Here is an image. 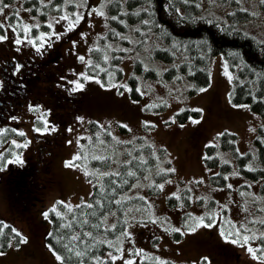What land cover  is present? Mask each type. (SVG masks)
Instances as JSON below:
<instances>
[{"label": "rangeland", "instance_id": "374dc122", "mask_svg": "<svg viewBox=\"0 0 264 264\" xmlns=\"http://www.w3.org/2000/svg\"><path fill=\"white\" fill-rule=\"evenodd\" d=\"M109 0H88L86 7H70L69 4L62 2L60 13L49 12L46 17H41L40 12L29 11L30 7L24 4L23 0H12L5 4L8 5L3 13H0V24H5L4 33L6 39L0 41V64L10 57L35 55V60L25 58L26 63H38L42 61L43 51L46 50L48 58L52 51L57 49L60 53L56 61H45L50 66L58 67L59 71L52 77L54 85L53 92L58 91L72 93L70 88L73 86L69 81L77 80L81 73L89 74L86 70L87 61L90 60V51L99 45L100 37L104 35L107 24L106 6ZM48 3L49 0H40ZM103 8L104 15H96L93 9ZM247 9L251 17L243 20H232L230 15L237 9ZM73 12H84L85 19L73 30L68 31V25L72 23L73 17L54 23L53 28L49 29L47 24L54 18ZM210 15L223 23H232L241 27L257 39L264 41V9L260 7L259 0H200V15ZM13 13H17L23 24L32 25L39 23V28H33L29 33L28 39H35L41 33H45V47L38 54L35 48L24 41L20 45L15 43L17 36L22 40L24 37L21 32L13 33L8 27L9 21L16 23L12 19ZM52 33L60 36L55 39ZM50 42L51 46H48ZM39 46V42L37 43ZM33 54V55H32ZM138 54V55H137ZM138 50L124 54L121 60L123 76L113 84H128L127 77L132 70L134 59L140 56ZM80 56L85 60L81 61ZM42 57V58H41ZM46 57V56H44ZM24 60V59H23ZM228 64L227 59L222 54H214L208 58V72L210 81L203 88L204 92L196 91L189 94L188 89L191 82L187 79L181 82L165 81L156 82L153 80H143L140 78L139 88L144 92L139 99L131 97L130 92L123 89L101 87L94 81L80 82L85 84L83 90L74 93L72 98L64 97L61 104L56 107L54 99L47 102L50 95L40 94L39 89H35L31 102L24 106V109L16 110L11 116L12 121L7 117L3 118V124L11 125L18 132L25 135L19 139L11 138L5 144H1L0 152V220L5 224H10L21 232L27 240L26 244L9 246L2 250L4 255L0 256V264H62L55 259L53 253L44 241L48 230V219L42 215L47 209L53 207L57 201L75 206L81 202H86L92 189V181L84 175L94 169L90 165V159L95 155L113 154L115 151L120 153L118 159L114 158L108 171H116L120 162L127 158L125 151L129 142L136 137L150 144L154 150L159 147L164 148V158L158 165L166 168L165 161L169 162L167 168L175 169L164 179H170L171 184H166L163 190L156 192L150 191L147 187L126 189L120 196L140 197L143 196L147 204L145 213L136 214V221L132 222L130 217L123 216L129 223L123 231L130 232L131 239L123 240L119 245L120 251L107 249L101 254L105 258V264H124L125 260H131L133 264H205L203 258H207V264H261L258 259H253L244 247L232 244L221 235L229 225L239 226L248 225V222L256 217H264V212L259 210L264 207V200L253 202L248 196H241V192L251 193L255 197L264 198V194L259 191L264 178L251 179L244 176L238 170L237 163L227 152L220 151L222 159H227L232 166L231 172L237 175L230 176L225 185L216 186L209 182L210 173L216 172V167H208L203 162L204 149L207 144H218V135L222 131L232 132L236 135V145L240 153L247 151L255 152L254 138L258 134V127H264L263 117L253 111L248 103H234L230 98V92L234 84L236 68L232 69L229 65V74L232 79L224 72V65ZM148 65V64H147ZM160 70L169 66L168 63L158 62ZM43 67V66H42ZM39 69V67L37 66ZM45 68V66L43 67ZM50 70V69H49ZM47 70V74L49 72ZM15 71V69H14ZM16 72V71H15ZM100 79L95 77L94 79ZM48 80L43 81V83ZM19 88V86H16ZM13 91H16L13 89ZM124 91L123 95L119 92ZM41 95V96H40ZM40 96V98H38ZM77 97V98H76ZM159 100L166 101V108L160 111L144 110V105L151 104ZM29 101V100H28ZM24 103L21 101V104ZM20 102L16 104L18 108ZM183 108L199 109L197 116H192V120H199V123H192L188 118L184 122L171 123L174 112ZM34 112V113H33ZM53 112L57 114L54 115ZM36 113V114H35ZM12 114V112H11ZM31 114V116H30ZM63 119L60 123L57 119ZM34 116V117H33ZM14 118V119H13ZM80 118V119H78ZM48 122L49 128L54 127L56 131L43 130L39 133L46 138H54L61 135L59 144L51 145L46 149L45 165L48 176L42 188V193L34 201L31 212L22 219L14 218L10 215L6 201L4 184L5 169L9 165L8 161L14 160L16 156L24 162L34 157L35 147L39 142L38 134L34 129H43L44 121ZM96 122L102 128H106L115 137V145L112 143L99 144L95 150H89L83 157L81 156L80 145L82 139H89L91 131L90 122ZM169 121V123H165ZM1 124L0 127L3 125ZM16 124V125H14ZM147 124L153 125L148 127ZM183 125L181 127L180 125ZM119 125H124L128 132H121ZM254 130V131H253ZM54 136V137H53ZM19 144L27 143V147L17 148L12 141ZM116 141H120L116 144ZM74 156H79L80 160H75V166H66L73 161ZM14 164L11 163L10 167ZM155 171V170H154ZM154 171H152L154 173ZM149 172L145 175H148ZM144 175V176H145ZM196 180H203L204 183L197 184ZM155 180H144L143 177L133 184H148ZM163 183V180L156 182ZM231 184L229 190L226 185ZM191 189L189 196L191 200L186 204L177 201L169 204L166 200L173 193L181 195V190ZM212 201V202H211ZM184 207L181 208L180 204ZM57 206V205H56ZM139 207V205H129V207ZM128 207V208H129ZM115 212V211H113ZM190 214L193 218L210 213L214 215L216 223L213 227H200L195 233L175 236V233L165 231L169 227H179L183 230L185 214ZM158 220V223H141L147 218ZM207 217V216H205ZM117 219L109 216L106 225L111 227ZM205 222L207 219L205 218ZM104 227V226H103ZM263 231V229H261ZM104 232L97 234L100 238ZM120 235V234H118ZM117 236V235H116ZM113 237L112 239L116 238ZM108 238V237H107ZM251 246L259 248V241H253ZM142 255H134L133 253ZM112 253L118 257L115 261H109L107 256Z\"/></svg>", "mask_w": 264, "mask_h": 264}, {"label": "trees", "instance_id": "16d2710c", "mask_svg": "<svg viewBox=\"0 0 264 264\" xmlns=\"http://www.w3.org/2000/svg\"><path fill=\"white\" fill-rule=\"evenodd\" d=\"M10 1L12 0H4V3ZM23 1L25 5L32 9L31 11L33 13L40 12L43 18L46 17L49 12L60 13L62 11L61 5L63 0H52L51 3H42L40 0ZM70 7H74V5H70ZM260 7L264 9V5L260 4ZM145 8L147 11L143 10ZM106 9L108 27L104 35L100 37L99 45L92 48H101L104 49V51H90V60L103 68H109L110 70L113 68L119 69L112 82L119 80L123 76V70L120 66L122 59L111 60L106 63L103 59L105 51H107L109 55L117 57H122L126 53L112 52L105 47L107 45L132 49L134 46L130 40H143V44L135 46V50H138L141 55L134 59L132 70L127 77L129 87H138L140 78L156 82H181L187 79L191 82V87L188 89L189 94L195 93L199 88L209 83L210 78L207 68L209 56L222 54L227 59L230 67L232 69L236 68L234 84L230 92L231 100L234 103H248L250 108L259 113L264 119L263 40L257 39L254 35L232 23H223L219 21L217 18L210 15L209 12H206L205 15H200V0H187V2H185V0H111V2L108 1ZM136 12H139V15H135L134 13ZM112 16H116L117 20H112ZM230 17L232 20H243L250 18L251 13L248 10L240 11V9H237ZM144 20H149L150 23L146 25L143 23ZM121 21L123 23H121ZM136 28H139L140 31L136 32ZM113 31L129 37V40H120L118 37L112 35ZM3 33L4 30H0V34ZM141 33H149V35L141 36ZM173 45H177V47L173 48ZM146 48L148 51H145ZM233 53L237 55L234 57L232 55ZM58 55L59 51L54 49L53 53H51V57L48 58L47 61H56ZM140 61H143V63ZM158 62L168 63L169 66L160 70L157 65ZM145 65H147L149 71H144ZM42 66L43 64H41L40 61V65L38 66L39 69L34 68L33 70L37 71V73L47 74L45 68H43L44 66ZM49 69L48 67L47 70ZM86 70L89 74L93 75V71L88 64ZM56 71H58V67H51L47 77H51L52 79ZM99 77L103 82L108 81V77L104 72H100ZM31 79H37V77L31 76ZM58 89L59 88H57V92L59 94L55 91L53 92V97L56 99L57 104H61L59 101L66 97V94L62 91H58ZM130 95L134 99H139L141 97L140 94L135 92H130ZM151 104H156L158 107L155 109L148 108L147 106ZM151 104L144 105V110L160 111L166 108V101L164 100H159ZM183 110V112L180 110L174 112L176 121L184 122L189 117L199 114V112L193 111V109L190 108H183ZM118 128L121 132H128V129L124 125H119ZM89 129L91 131V136L89 139H82L80 145L82 157L88 153V149L90 151L95 150L98 141H104V144L110 142L115 145L111 133L106 128H102L99 124L92 121L89 123ZM18 133L16 128L12 126L6 127L4 131L0 133V144H4L15 137L21 139L22 137H20ZM221 133H226V135H218V144H207L204 149V164L208 167L217 168L216 172L209 175L210 183L216 186L225 185L227 181L223 180V176L229 175L232 169L230 163L225 165L222 162L224 159H222L220 151L227 152L228 155L235 159L238 170L244 176L251 179L264 178V127L262 125L258 127V134L253 140L255 152L247 151L240 153L236 145V135L228 131H223ZM59 140L60 138L58 137L46 138L42 145L49 148V146L59 143ZM129 142L124 143L127 146L125 154L135 149V151H132V155L143 156L146 161L142 169L140 167L131 169L137 171V177L140 179L144 177L149 170L154 171L156 169V165L164 158L165 150L162 147L154 150L150 144L142 139V137H136L134 140H131V143ZM208 156H212L214 159H206ZM80 159L81 158L78 160ZM127 159H131V157L127 155L125 160ZM43 161L44 158L38 155L36 160L30 158L23 165L9 166L6 170L2 182L4 184L8 210L12 217L17 219L24 218L31 212L32 205L34 204L33 202L40 200L37 199V197L41 195L44 183L48 178L46 174L47 167ZM89 162L94 169L93 172L107 170L111 165V162L105 165L104 162L96 161L92 158ZM134 164L138 165L139 161H134ZM168 165L169 162L165 161L166 168ZM249 165L255 168V171H248ZM119 170L121 172H126L129 170V166L121 167ZM91 173L87 176L92 181V189L88 196V200L79 204L93 203L94 199L100 198L98 194L99 183L96 177L91 175ZM215 173H221V175L216 176ZM128 180L129 185H125L123 190H118L117 199H119L120 195L138 179L129 177ZM155 180L159 182L163 179L155 176ZM104 183H108V177L104 178ZM149 190L153 192L157 191L154 189ZM187 190L188 189L181 190L180 195L185 197V199L181 201L186 204L189 203V200L186 199V197L189 196V191ZM260 191L264 194V182L260 185ZM133 198L135 199L125 201L123 205L124 209L128 208L129 205L136 204L139 205V207L147 208L145 200L140 201L138 197ZM166 200L169 204L177 202L172 195L168 196ZM75 206H73V209L79 218L80 210L76 209ZM120 208L121 206L119 205H111L112 211L117 213V219L114 223L117 224V229L115 232H109L107 234L109 239L120 234L125 228L123 224L124 211H117ZM57 210L61 211L62 214L66 213V209L61 205H57ZM71 215L72 214H67L64 222H69ZM205 218L208 219L207 217ZM101 219H103V217H101ZM48 220L49 229L44 238L48 248L56 255L69 258L66 264H78L76 258L68 253L64 245L69 243L70 234L81 231L80 226L74 224L73 229L60 228L59 225L61 221L51 213ZM118 221H120V223H118ZM92 222L95 223L97 221L93 219ZM3 224L4 223L0 220V226ZM7 225L10 227L5 229L4 235H0V250H5L8 247L9 240L12 237L11 227L13 226L10 224ZM257 227L264 231V226L257 225ZM82 231H93L94 236H96L103 232V226L100 230H93L85 226ZM49 233H54V236H50ZM175 236L180 235L175 233ZM61 237H63V239L58 243L57 241L60 240ZM88 243H94V241L84 238V243L79 245V250H83L84 245ZM259 247H261L260 242ZM106 249V245H101L99 248L93 249L89 257L84 258L85 264H89V258L91 256H101ZM92 264H94V261Z\"/></svg>", "mask_w": 264, "mask_h": 264}, {"label": "snow or ice", "instance_id": "6c2138e0", "mask_svg": "<svg viewBox=\"0 0 264 264\" xmlns=\"http://www.w3.org/2000/svg\"><path fill=\"white\" fill-rule=\"evenodd\" d=\"M51 2H52V0H49V3H51ZM109 2H111V0H109ZM185 2H187V0H185ZM64 3H67L69 5H74L76 8H81V7L87 6L88 0H64ZM259 3L261 5H264V0H259ZM7 7H8V5L4 3V0H0V13H3L4 9H6ZM31 10L32 9H29V11H31ZM143 10L147 11L146 8ZM91 11H94L96 15H100V16L104 15L103 8H101L99 10L93 9ZM240 11H247V9L241 8ZM88 14H91V12H89V13L73 12L70 14L61 15L57 18H54L51 22H49L47 24V27L49 29L53 28L54 23H59L61 21L68 20L69 15H70L73 17V21H72V23H70L68 25L67 30L71 31V30L75 29L85 19L86 15H88ZM134 14L139 15V12H136ZM12 19H15L16 23L13 24V23H11V21H9L8 27L11 28L13 33H16L18 31L21 32L23 37H24V40H22L20 38V36H17L15 39V43L17 45H20L24 41H27V43L31 44L35 48V51L39 54L41 52V49L45 47V43L43 41L45 40L46 34L41 33L35 39H28V36H29V33L32 31V29L33 28H39L40 24L34 23L30 26L27 24H23V22L20 21L17 13H13ZM111 19L117 20V17L112 16ZM121 23H123V22L121 21ZM143 23L147 25L150 23V21L144 20ZM5 27H6L5 24H0V30H4ZM135 31L139 32L140 29L136 28ZM149 31H151V30H149ZM51 35H53L55 37V39H60V36L56 35L55 33H52ZM112 35L118 37L122 41L129 40V37L124 36L120 33L114 32V31L112 32ZM145 35H149V33H141V36H145ZM4 39H6V36L0 35V41H2ZM38 42H39V46H37ZM130 42L134 46L132 49L113 47L112 45H107L105 47L107 49H110L112 52L129 53V52H132L135 50L136 45L143 44V40H130ZM48 46L49 47L51 46L50 42L48 43ZM176 47H177V45H173V48H176ZM89 51L101 52V51H104V49L95 48V49H89ZM145 51H148V49L146 48ZM232 55L235 57L237 54L233 53ZM79 59L81 61H84L85 57L80 56ZM103 59L107 63V62H110L111 60L123 59V57L111 56L108 54L107 51H105ZM140 62L143 63V61H140ZM87 64L92 69L93 75L81 73L80 77H78L77 80L69 81V83L73 85L70 88V91L72 93H76V92L84 89L85 84L80 82V80L82 79L84 81H94L95 83L100 84L101 87L107 88L110 85L111 88L123 89L124 91L135 92V93L140 94V95L144 94L142 89L139 87L131 88L127 84H113V83H111L115 79L116 72L119 71V69L113 68L110 70L109 68H103V67H100L99 64L95 63L92 60H88ZM20 67H21L20 65H17L15 71L19 72ZM144 71H149L147 65H145ZM100 72H104L107 75V77H108L107 82H103L101 79H98V78L94 79V76L98 77ZM224 72L226 75H228L229 79H232V76L229 74V65L228 64L224 65ZM133 78H135V77H133ZM177 79H179V78H177ZM124 91H120L119 94L123 95ZM198 91L204 92V91H206V89L201 87L198 89ZM147 107L155 109L158 106L156 104H151V105H148ZM180 111L183 112L184 110L181 109ZM193 111L199 112L200 110L199 109H193ZM78 119H80V118H78ZM189 119L191 120L192 123H199L200 122L199 120H192L191 117H189ZM175 122H176L175 119H173L171 121V123H175ZM165 123L167 124V123H169V121H165ZM147 126L152 127L153 125L147 124ZM180 126L183 127L182 124ZM42 130L44 133H47L49 130L52 132L56 131V129L54 127L49 128L48 122L46 120L44 121L43 129H41V127H36L34 129V131H36L37 133H41ZM3 131H4L3 129H0V133H2ZM18 135L20 137H23L25 135V133L19 132ZM219 135L224 136V135H226V133H220ZM113 140H115V137H113ZM12 143L15 144V146L17 148H23V147L28 146L27 143L19 144L15 140H13ZM119 143H120V141H116V144H119ZM129 143H131V141ZM99 144L103 145L104 141H99ZM132 151H135V149H133ZM132 151L127 152V155L129 157H131V159H127V160L120 162L116 171L91 173V175L96 177V179L99 183V193L98 194H99L100 198L94 199L93 203L77 204L75 207H76V209L80 210L79 218L77 216V213L74 212L73 206H71L67 203H64V202H60V201H57L53 207H51L49 210L45 211L42 214L46 220L50 218V213L54 214V216L61 221L59 227L63 228V229H73L74 224L80 226L81 231L77 232L75 234H70L69 243L64 245V247L68 251V253L72 254V256H74L76 258V260L78 261V264H85L84 258L89 257V254L92 253L93 249L99 248L101 245H106L108 248L114 249L115 252H119L120 251L119 245L122 243V241L131 239L130 232H128V231H121L120 235H117L115 239L107 238V234L109 232H115L117 229V224H112L111 227L105 226L108 217L109 216H115L117 214L116 212L112 211L111 205L115 204V205L121 206V208L118 209L117 211L123 210L124 215L127 217H130L132 222H138V221H136V214H143L146 211L145 208L135 207V206L129 207L126 209L123 208L125 201H127L129 199H135L133 197L120 196L119 199L116 198L118 195V190H123L125 185H129V180H128L129 177L139 179L137 177V171L131 170V169L135 168V167H140L142 169L143 165L146 163L145 158L143 156H133ZM0 155H2V152H0ZM120 155H121L120 153L115 151V147L113 146L112 156L95 155L92 157V159L96 160V161H102V162H104L105 165H108L110 162L114 161V158L118 159ZM79 158H80L79 156H74L73 161L68 162L66 164V166H75L74 161L78 160ZM206 159L211 160L214 158L212 156H208V157H206ZM137 160L139 161V164L135 165L134 161H137ZM222 162L225 165H227L229 163V161L227 159H224ZM8 163L22 164L23 161L20 159L19 156H16V158L14 160L8 161ZM125 166H129V170H127L126 172H121L119 169L121 167H125ZM248 171H255V168H253L251 165H249ZM174 172H175L174 168H171V167L164 168L161 165H156V169H155L154 173L151 170H149V174L145 175L143 177V179L144 180H152V176L155 175L156 177H160L161 179H163V183H156L155 181H153L151 183L144 184V185L131 184L130 187L131 188L147 187L149 189H154L157 191L163 190L166 184L172 183V181L170 179H164V177H166L168 174L174 173ZM84 175L88 176V175H90V173L88 171H85ZM215 175L220 176L221 173H215ZM235 175H237V173L235 171H233L229 175H224L223 180L228 181L230 176H235ZM105 177H108V183L107 184L104 183ZM116 178H118V179H116ZM195 183L202 184V183H204V181L203 180H196ZM226 187L230 190L232 188V185L229 183L226 185ZM187 191L190 192L191 189H188ZM240 195L242 197L243 196L250 197L253 202H255L257 200H264V198L255 197L251 193L241 192ZM172 196L177 201L185 199V197L177 195L176 193H173ZM138 199L140 201H144L143 196L138 197ZM186 199L191 200L192 198H191V196H188V197H186ZM56 205H61L64 209H66V213L62 214L61 211H58ZM180 207L181 208L184 207L183 203L180 204ZM85 210H87V211H85ZM260 211L264 212V207H262L260 209ZM67 214H72L71 219L69 222H64ZM205 216H207V218H208L207 222H205ZM101 217H103V219H101ZM93 219H95L97 222L93 223L92 222ZM139 222L147 224V223H158L160 221L151 220L149 217V218H147L143 221H139ZM118 223H120V221H118ZM128 223H129L128 220L123 221V224L125 226H127ZM214 223H216L215 217H214V215H212L210 213H205L204 215H201V216L196 217V218H193L190 214L186 213L183 230L179 227H169V228H166L165 231L170 232V233H180L181 235H186L189 233H195L200 227H205V228L213 227ZM257 225L264 226V217L254 218L253 220L248 222L247 226L246 225H239L237 227V226L229 225V227L226 231L221 232V235H223L224 238L226 240H228L230 243H232L234 245L238 244L241 247H244L246 252L249 255H251L253 257V259H258L259 261H261V264H264V231H261V229L258 228ZM85 226H88L93 230H100L102 228V226H104L103 232L105 233V235H103L99 239H97V237L94 236L93 231H82V229ZM9 227L10 226L7 225L6 223L3 224L2 226H0V235H4L5 229H8ZM11 233H12V237L9 240V246L23 245V244L27 243L26 238L14 227H11ZM49 235L54 236V233H49ZM84 238H88L89 240L94 241V243L85 244L84 249L79 250V245L84 243ZM62 239H63V237H61L60 240H58L57 242L58 243L61 242ZM13 241L16 242V245L13 244ZM253 241H259L261 244V247H259L258 249L252 247L251 243ZM133 254L134 255H142V252L141 253H135L134 252ZM2 255H4V253L2 250H0V256H2ZM55 259L57 261H61L62 264H66V262L69 260V258L62 257L61 255H56ZM107 259L109 261H115L118 259V257L112 253H109L107 256ZM203 259H204L205 264H207V258L205 257ZM93 261H94V264H105V258H102L101 256H91L89 258V264H92ZM124 264H133V262L129 259V260H125Z\"/></svg>", "mask_w": 264, "mask_h": 264}, {"label": "flooded vegetation", "instance_id": "af4514ba", "mask_svg": "<svg viewBox=\"0 0 264 264\" xmlns=\"http://www.w3.org/2000/svg\"><path fill=\"white\" fill-rule=\"evenodd\" d=\"M20 65V71L15 72L14 69ZM34 73V72H33ZM43 78L42 75H36ZM16 85H19L18 93H14ZM40 85L36 80L31 79L29 68L24 62L13 60H5L0 64V125L3 124V118L7 117L12 109L16 108L18 101L25 104L28 100H32L35 89ZM16 96L18 99H16Z\"/></svg>", "mask_w": 264, "mask_h": 264}]
</instances>
